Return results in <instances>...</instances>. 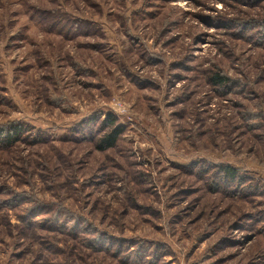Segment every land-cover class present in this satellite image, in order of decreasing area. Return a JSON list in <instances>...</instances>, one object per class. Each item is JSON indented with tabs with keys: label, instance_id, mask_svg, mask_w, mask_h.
<instances>
[{
	"label": "rangeland",
	"instance_id": "374dc122",
	"mask_svg": "<svg viewBox=\"0 0 264 264\" xmlns=\"http://www.w3.org/2000/svg\"><path fill=\"white\" fill-rule=\"evenodd\" d=\"M12 124L0 264H264V0H0Z\"/></svg>",
	"mask_w": 264,
	"mask_h": 264
},
{
	"label": "trees",
	"instance_id": "16d2710c",
	"mask_svg": "<svg viewBox=\"0 0 264 264\" xmlns=\"http://www.w3.org/2000/svg\"><path fill=\"white\" fill-rule=\"evenodd\" d=\"M211 81L214 84L224 85L225 83H227L228 77L215 73L213 76H211ZM102 123H106L107 128L110 129L101 136L97 148L99 150H106L115 145L117 138L124 130V126L118 124L116 121V117L111 113L106 114V117L105 119H103ZM19 132L20 125L18 124H12L11 127L10 125L9 127L0 126V145H10L11 142L15 140V138H18L17 135L19 134ZM220 172L222 173V179L230 183H237L239 181L240 183H242L243 180L246 179V175L240 174L238 169L234 166L223 165L220 167Z\"/></svg>",
	"mask_w": 264,
	"mask_h": 264
}]
</instances>
